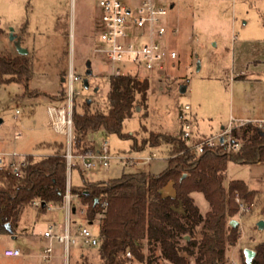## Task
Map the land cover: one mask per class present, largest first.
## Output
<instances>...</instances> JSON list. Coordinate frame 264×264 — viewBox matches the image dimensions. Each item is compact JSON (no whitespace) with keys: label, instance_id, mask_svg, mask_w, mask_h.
I'll list each match as a JSON object with an SVG mask.
<instances>
[{"label":"rangeland","instance_id":"1","mask_svg":"<svg viewBox=\"0 0 264 264\" xmlns=\"http://www.w3.org/2000/svg\"><path fill=\"white\" fill-rule=\"evenodd\" d=\"M169 9L167 20L179 26L170 35L171 45L178 51V59L169 63L162 73L146 69L135 70L150 80L147 105L137 106L126 119L124 131L132 133L121 137L100 128L91 133L96 148L107 139L112 160L107 166L84 171L85 178L102 180L116 177L123 171H150L160 173L168 165V148L132 147L136 136L147 137L151 130L180 133L183 122L180 109L191 105L197 135L218 139L231 122L264 120V0H158ZM2 29V30H1ZM103 31L98 0H0V55L19 54L12 35L22 34V45L28 48L32 73L28 84L0 82V152L32 154L40 157L53 150L41 143L63 141L67 136L49 125L47 106L61 104L68 89V72L73 66L81 79L75 81L74 98L78 109L86 99L93 108L106 110L107 93L113 64L103 52L96 51ZM91 74H86L87 62ZM121 65V64H120ZM123 66V65H121ZM89 86L86 87L84 78ZM65 96V95H64ZM17 110L19 113L17 115ZM20 132L21 135L16 137ZM152 153L153 157L147 159ZM143 158L139 165L129 159ZM73 184H81L77 169L72 173ZM244 180L249 189L258 190L260 200L240 198L245 209L230 220L237 219L238 240L229 244L222 264H247L244 250H255L264 241V161L257 163L228 162L224 184ZM163 191L175 195L176 189L168 182ZM202 213L211 206L200 191L192 193ZM84 204L73 201L76 212L72 220L84 223L87 219ZM181 210V207H180ZM67 210L55 205L45 211L38 206L22 208L13 233H0V264H45L41 253L47 241L34 242L50 225L56 233L64 231ZM99 220L90 229L99 235ZM205 228L198 226L195 236L200 239ZM44 238V237H43ZM180 242L185 244L184 238ZM20 246L29 256L14 257L4 254L6 246ZM58 249L59 244L55 241ZM146 255L157 264H172L162 256L159 247H145ZM99 246L88 247L80 240L71 247L72 264L91 262L100 264ZM191 264H198L197 254L187 255ZM130 264H144L137 260Z\"/></svg>","mask_w":264,"mask_h":264},{"label":"trees","instance_id":"2","mask_svg":"<svg viewBox=\"0 0 264 264\" xmlns=\"http://www.w3.org/2000/svg\"><path fill=\"white\" fill-rule=\"evenodd\" d=\"M31 73L27 55H0V82L28 84ZM150 83L147 76L134 73L111 75L106 110L93 108V101L88 99L83 101L80 110L74 98L76 148L96 149L91 133L100 128L121 137L131 136L132 133L124 131L125 121L137 106L147 105ZM64 95L61 104L66 100L67 91ZM183 133L181 128L177 134L151 130L140 140L133 136L135 149L168 148V165L160 173L123 171L116 177L91 180L85 178L79 161L73 163L72 173L77 169L82 183L75 185L71 179V191L78 193L80 201L87 205V218L93 223L99 220L100 264H130L134 260L157 264L146 255L147 245L152 250L159 247L162 256L172 264H191L185 253L197 254L198 264H222L228 245L237 242V225L227 223L228 216L238 211L236 195L251 202L259 201L260 194L258 190L249 189L241 179L231 180L226 187V170L230 160L264 161V131L254 122L241 124L232 130L233 139L241 142L238 149L220 142L215 146L206 145L200 154L190 151ZM43 145L53 151L40 157L29 154V165L22 174L0 169V233H13L22 208L35 205L36 200L41 201L38 207L43 211L48 203L61 206L64 202L68 178L66 144L54 141L40 144ZM170 181L176 193L164 195L162 188ZM194 191L202 192L207 198L211 208L206 214L196 204ZM200 224L205 230L198 239L195 232ZM180 238L186 243L182 244ZM255 250L252 264H264V241L258 243ZM128 251L131 257L127 256Z\"/></svg>","mask_w":264,"mask_h":264},{"label":"built area","instance_id":"3","mask_svg":"<svg viewBox=\"0 0 264 264\" xmlns=\"http://www.w3.org/2000/svg\"><path fill=\"white\" fill-rule=\"evenodd\" d=\"M101 9V21L103 31L101 40L103 43L96 47V51L103 52L107 58L115 64L112 75H122L134 73L137 69H146L162 73L167 69L169 63L173 64L179 56L178 51L170 43V35L179 31V26L170 25L167 17L169 15V6L162 5L158 0H98ZM123 66H121V65ZM81 79V76L75 72L73 66L68 72V89L64 103L47 106L49 115V125L55 131L67 136L66 143V161L67 162V186L64 195V202L61 206L67 210L64 231L56 233L51 225L44 231L43 235L47 239L41 257L45 264H72L71 247L79 244L99 246V235H96L90 229L92 222L87 218L84 223L75 220L73 223L72 215L73 201L79 198L78 193L71 191L72 166L75 161H79L83 171L90 170L98 166H107L112 160L110 155V144L105 139L101 146L96 149L79 150L76 148L75 125L73 119L75 81ZM190 104H185L180 109V116L183 122L182 131L190 151L200 154L204 147L215 146L218 143H226L228 148L238 149L239 140H234L232 130L241 124L254 122L256 126L264 131V120L254 121L245 120L237 123L231 122L224 128L218 139L212 137L199 136L196 133L194 119L189 114ZM19 110H17V115ZM21 135L20 132L16 137ZM223 140L221 141V138ZM29 154L18 153L16 151L0 152V169H8L17 175L23 173V170L29 165ZM152 153L147 159L153 157ZM145 160L143 158L129 159L130 163L139 165ZM240 203L241 209H245L240 198L236 197ZM40 200L34 201L35 206H39ZM55 206L48 203L47 209ZM85 212L87 205H83ZM76 208V207H75ZM55 241L59 244L57 249ZM4 253L9 256L22 255L20 247H7ZM127 256L132 253L128 251Z\"/></svg>","mask_w":264,"mask_h":264},{"label":"water","instance_id":"4","mask_svg":"<svg viewBox=\"0 0 264 264\" xmlns=\"http://www.w3.org/2000/svg\"><path fill=\"white\" fill-rule=\"evenodd\" d=\"M11 37L14 40V43H15L17 49H18L19 54H28V52H29L28 48H26V47H24L22 45V35H12ZM87 64H88L87 65L88 69L86 71V74H91L92 73L91 62L88 61ZM84 80H85L84 81L85 86L88 87L89 86L88 78L85 77ZM89 101H90V99H89ZM222 140H223V137L221 138V141ZM75 210L76 209L73 208V211H75ZM238 222L239 221L237 219H235V218L230 220V224L233 225V226L238 225ZM6 226H7V228L9 230L12 229L10 223H7ZM187 237H188V235H187ZM244 253H245V259H246L247 264H252L253 258H254L255 254H256V250L251 249V248H246L244 250Z\"/></svg>","mask_w":264,"mask_h":264},{"label":"crops","instance_id":"5","mask_svg":"<svg viewBox=\"0 0 264 264\" xmlns=\"http://www.w3.org/2000/svg\"><path fill=\"white\" fill-rule=\"evenodd\" d=\"M170 6L173 7V4H170ZM20 35H22V34H20ZM22 39H23V37H22ZM180 114H181V113H180ZM48 123H49V121H48ZM195 125H196V124H195ZM196 131H198L197 128H196ZM170 182H172V181H170ZM172 183H173V182H172ZM163 189H164V187L162 188V192H163V194H164V195H169V194H165V192L163 191ZM74 208H75V207H74ZM75 209H76V208H75ZM73 223H75V220H74ZM92 224H93V222H92ZM45 230H46V229H45ZM45 230H44V231H45ZM43 233H44V232H41V233H40V237H37L36 235H35V236L32 235V240H33L34 242H38V241H39L40 243H43L44 241H47V239H46V237H44ZM43 237H44V238H43ZM7 247H20V246H11V245H8V246H6V248H7ZM6 248H5V249H6ZM22 252H23L22 255L14 256V257H17V258H18V257H21V256H22V257L29 256V253L27 252V250H24V249L22 248ZM4 254H5V253H4ZM8 256H9V255H8Z\"/></svg>","mask_w":264,"mask_h":264}]
</instances>
